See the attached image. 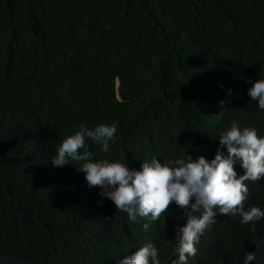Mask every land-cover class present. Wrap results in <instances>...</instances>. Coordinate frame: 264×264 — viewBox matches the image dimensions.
Masks as SVG:
<instances>
[{
    "label": "trees",
    "instance_id": "1",
    "mask_svg": "<svg viewBox=\"0 0 264 264\" xmlns=\"http://www.w3.org/2000/svg\"><path fill=\"white\" fill-rule=\"evenodd\" d=\"M259 78L264 0H0V264H117L157 225L167 253L184 220L175 204L145 231L92 203L82 162L50 158L81 124L118 121L108 153L89 142L96 159H211L233 121L264 135V111L246 114ZM254 182L243 205L264 209ZM238 221H221L199 264L264 250V220Z\"/></svg>",
    "mask_w": 264,
    "mask_h": 264
},
{
    "label": "clouds",
    "instance_id": "2",
    "mask_svg": "<svg viewBox=\"0 0 264 264\" xmlns=\"http://www.w3.org/2000/svg\"><path fill=\"white\" fill-rule=\"evenodd\" d=\"M249 83L247 96L258 110L264 111V78ZM118 123L101 122L93 127L81 124L61 140L50 158L54 167L82 162L76 169L84 174L87 187L98 188L101 199L97 203L110 200L116 209L127 213L130 225H138L143 218L146 222L139 226L146 231L161 213L170 211V204H175L183 215V222L174 226V241L167 253L160 234L156 245L151 242L152 234L143 238L130 255L117 259V264H199L206 259L204 251L207 254L209 245H202V235L218 216H222L220 223L239 218L241 225L264 220V209L243 205L249 197L246 183L252 181L253 186L254 181L264 179V135H258L255 127H241L233 121L218 137L219 146L211 159L187 152L167 160L152 156L141 159L137 169L130 167V161L96 159V153L89 150L91 142L108 153L110 141L116 139ZM235 165L243 169L242 174ZM257 260L256 252L243 253V264H257Z\"/></svg>",
    "mask_w": 264,
    "mask_h": 264
},
{
    "label": "bare ground",
    "instance_id": "3",
    "mask_svg": "<svg viewBox=\"0 0 264 264\" xmlns=\"http://www.w3.org/2000/svg\"><path fill=\"white\" fill-rule=\"evenodd\" d=\"M230 18V17H229ZM228 18V19H229ZM226 19V18H225ZM230 20V19H229ZM227 22V21H226ZM224 23V22H223ZM221 32V31H220ZM240 90H242V88H240ZM187 94H188V92H187ZM148 101V100H147ZM256 105V103L255 102H253L252 104H250L249 105V108H248V110L246 111V114L247 115H250L252 112H253V109H254V106ZM257 108V107H256ZM258 110V109H257ZM166 149V148H165ZM161 155H163V153H161ZM160 159V158H159ZM163 160V159H162ZM251 183H252V181H249L248 183H246L247 184V186H248V189L249 190H253V186L251 185ZM94 187H96V186H94ZM97 188V187H96ZM98 189V188H97ZM96 200V199H95ZM95 200H91L92 201V203H94V204H96L97 202L95 201ZM243 204H245V201L243 202ZM95 208V207H94ZM99 217L101 216L100 215V213H98L97 214ZM221 217L222 216H218L217 217V222L215 223V224H213V225H211L209 228H207L206 229V232L205 233H203V241H202V245L205 247V246H207L209 243H211V241H212V239H213V236H214V234L216 233V231H217V229H218V226H219V223H220V220H221ZM158 220V219H157ZM156 220V221H157ZM156 221H154L153 223H156ZM161 229V225H157L156 227H155V233H154V235L152 236V239H151V242L154 244V245H156V237H157V235L159 234L158 232H159V230ZM224 240H225V242H229V241H231V242H235V241H237V237H235V236H233L230 232H227L226 233V236L224 237ZM206 250V249H205ZM207 250H210V248H207ZM259 253H257V258H260V257H262V258H264V250H259L258 251ZM35 253V252H34ZM32 255V254H31ZM204 255L206 256V258H207V260H209L210 258H212V256H213V254H206V252L204 251Z\"/></svg>",
    "mask_w": 264,
    "mask_h": 264
}]
</instances>
